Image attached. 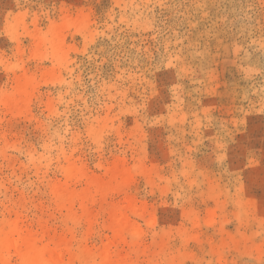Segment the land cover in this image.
Listing matches in <instances>:
<instances>
[{
	"label": "rangeland",
	"instance_id": "374dc122",
	"mask_svg": "<svg viewBox=\"0 0 264 264\" xmlns=\"http://www.w3.org/2000/svg\"><path fill=\"white\" fill-rule=\"evenodd\" d=\"M12 223L57 264H264V0H0Z\"/></svg>",
	"mask_w": 264,
	"mask_h": 264
},
{
	"label": "bare ground",
	"instance_id": "6f19581e",
	"mask_svg": "<svg viewBox=\"0 0 264 264\" xmlns=\"http://www.w3.org/2000/svg\"><path fill=\"white\" fill-rule=\"evenodd\" d=\"M21 93L25 95L24 88L21 89ZM19 231L18 225L12 223L7 230L0 232V264H5L6 256L10 254L17 258L19 264H57L59 262L58 255L38 247L31 237L19 236Z\"/></svg>",
	"mask_w": 264,
	"mask_h": 264
}]
</instances>
